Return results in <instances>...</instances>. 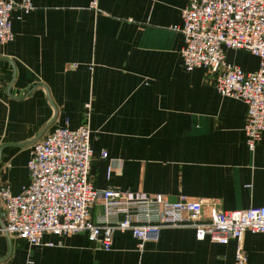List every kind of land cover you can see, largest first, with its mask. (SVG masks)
<instances>
[{"label":"crops","instance_id":"obj_1","mask_svg":"<svg viewBox=\"0 0 264 264\" xmlns=\"http://www.w3.org/2000/svg\"><path fill=\"white\" fill-rule=\"evenodd\" d=\"M29 1L28 13L11 12L13 40L0 44V188L17 195L29 183L31 147L54 127L87 124L99 191L200 199L204 218L264 206V136L250 151L245 105L182 65L172 27L188 0H97L96 9L92 0ZM225 60L244 72L259 65L244 51L227 50ZM102 213L97 200L93 222ZM241 246L245 264H264V234L246 232ZM236 248L183 227L162 229L142 249L116 232L109 251L84 233L45 234L39 246L0 234V264H236Z\"/></svg>","mask_w":264,"mask_h":264},{"label":"built area","instance_id":"obj_2","mask_svg":"<svg viewBox=\"0 0 264 264\" xmlns=\"http://www.w3.org/2000/svg\"><path fill=\"white\" fill-rule=\"evenodd\" d=\"M97 0L91 8L96 9ZM32 10L29 0H0V44L13 40L11 12ZM179 52L185 70H205L209 83L221 97L241 101L246 107L243 126L245 145L253 151L264 136V0H188L180 13ZM244 51L259 60L253 72H244L225 60V51ZM89 129L54 127L31 147L27 162L29 183L17 195L0 188L5 223L0 234L29 246H39L45 234L69 237L87 235L109 251L116 232H129L138 248L157 240L162 229L191 228L197 240L237 242L236 264H245L241 246L246 232L264 234V206L241 211L214 209L204 218L203 201L180 196L169 202L162 195L150 196L116 189L97 190L90 181L92 153ZM106 158V154L101 155ZM102 204V216L93 222L91 207ZM121 216L119 220L118 217ZM27 264H31L27 262Z\"/></svg>","mask_w":264,"mask_h":264}]
</instances>
